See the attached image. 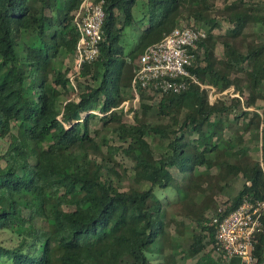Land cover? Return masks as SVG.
<instances>
[{"label": "trees", "instance_id": "trees-1", "mask_svg": "<svg viewBox=\"0 0 264 264\" xmlns=\"http://www.w3.org/2000/svg\"><path fill=\"white\" fill-rule=\"evenodd\" d=\"M84 1L0 0V139L8 140L0 155V233L11 231L17 238L15 246L0 244V264H152L150 255L162 256L159 264H225L215 256L216 229L203 220V210L196 213L189 191L207 193L212 188L203 189V177L223 167L222 181L230 184L241 175L245 184L213 217L228 216L245 199L264 201V106L262 114L250 116L241 99L211 104L192 83L180 94L140 92L142 102L148 95L162 97L158 113L168 118L167 124L128 125L116 109L126 100L145 49L190 18L196 25L188 27H209L191 72L202 82L208 75V82L222 92L234 86L243 97L247 91L245 106L256 109L264 101V41L250 40L254 35L245 29L264 30V0H103L99 56L73 86L65 62L75 63L80 34L74 16ZM218 1L239 5L225 14L232 29L223 38L221 59L213 57L218 41L211 38L220 27L213 17ZM136 7L143 16L138 21ZM138 22L140 44L127 52V30ZM150 108L142 104L144 112ZM98 115L121 145H112L102 131H90ZM228 124L237 134L255 132L260 161L244 155L243 135L225 137ZM206 125L213 130H205ZM157 142L161 154L155 158ZM118 154L134 163L137 188L121 191L111 178L119 176L116 168L103 176ZM230 158H240L239 163ZM171 170L182 174L183 181ZM167 189L188 199V215L200 233L191 230L188 237L190 229L181 232L184 223L176 222L182 240H172L166 205L156 192ZM253 242L256 264H263L264 218Z\"/></svg>", "mask_w": 264, "mask_h": 264}, {"label": "rangeland", "instance_id": "rangeland-1", "mask_svg": "<svg viewBox=\"0 0 264 264\" xmlns=\"http://www.w3.org/2000/svg\"><path fill=\"white\" fill-rule=\"evenodd\" d=\"M238 3L235 1H231L227 4L223 3L222 1H218L215 6V13L213 14V17L216 18L219 22L220 27L216 29L212 34L211 38L216 39L217 45L213 54V57L221 59L223 57V52H224V47H223V38L226 36L227 31L229 29H232V25L227 21L225 18V14H230L231 12L235 11L238 7ZM264 14V13H263ZM134 16L135 19L138 21L140 20L143 16L139 11V7H136L134 9ZM186 25H196L195 20L190 18V19H185L182 21L180 26H186ZM203 29L209 31L208 26L201 25ZM141 23H136L133 25V27L129 28L126 33V37L124 39V46L126 47V51L129 52V50L132 47L138 46L140 44V33L142 30ZM245 31L249 35H254L250 37V40H257V41H264V30L260 27L257 26H252L249 25L246 27ZM259 35V36H257ZM231 39H229V42ZM211 62V60H210ZM66 67H70L72 69V73L70 74L72 79L76 76L75 71L76 69V60L73 65L68 61L65 62ZM206 66V63L203 64V67ZM217 70L220 72H223L224 69L222 67L217 66ZM78 75V74H77ZM204 76V81H200L201 84L206 85V86H212L208 81H209V76L208 75H203ZM76 80H74V85H76ZM216 88V87H215ZM205 91L208 100L211 104H214L216 102L224 104V105H230L232 103L233 99H241L243 110H246L250 113V116L253 112H257L262 114V110L260 109L261 107L264 106V101H258V106L257 108H247L245 106L248 93L245 91V95L242 97L240 93L236 90L234 86L230 87L229 89L225 91H220L219 89L216 88V91L212 94V90H202ZM132 90H128L126 92V100L129 104L128 108H131L135 112L129 111L126 112L125 109H119L117 110L118 114L124 121V123L128 125H160V124H167L169 123V120H164L159 116L158 109H159V103L162 99V97L158 94L156 95H148V99H146L144 102L136 100V98L132 94ZM142 104L151 106V108L148 111H143L142 109ZM258 109V110H257ZM123 110V111H122ZM126 113V115H125ZM132 113V115H130ZM261 117V116H260ZM101 115H98L96 118L92 119L90 123V131H102L103 136H105L112 145L119 146L122 143L118 140L115 134L111 133L113 131V128H106L104 127V123L100 120ZM231 121L234 119L233 116L230 117ZM217 120V119H216ZM215 120L212 121L214 123ZM248 118L246 119H241L239 121L240 126L243 125L244 123H247ZM262 121L261 119L258 120V122ZM210 123V124H212ZM235 126L228 124L225 130V137L226 138H233L235 139L237 135H243V139L245 141V147H246V154L245 156L256 160L260 161L262 154H261V146L257 143V141L254 138L255 132H243L242 130H239V134H237L236 130L234 129ZM204 129H212L210 125H206ZM196 138V136L194 137ZM193 138V139H194ZM102 143V141H101ZM155 149V158L158 157L161 154V146H159L158 142L156 144ZM8 148V140L7 139H0V155H3ZM104 151H106V148H104ZM150 159L152 158L150 155H147ZM210 157H213V155H210ZM240 158H230V162L232 164H238ZM99 162L102 161L101 159L98 160ZM134 163L125 155L118 154L115 158V160L109 164H106V167L103 171V176L107 174L108 170L111 168H116L119 176H113L111 177L117 186L120 188L121 191H127L131 187L137 188L138 186L133 182V179L135 178V173H134ZM222 168H213L208 172V175H205L203 177V189H208L212 188L211 190L209 189L207 193H204L200 190H194L189 191V196L194 200L196 203L197 207H194V210L196 213L200 214V212L203 210L204 211V217L203 220L210 221V219L213 217L215 211L221 207L225 202H228L230 199L233 197L237 196L238 193L242 190L244 184H245V179L243 176L237 177L235 180L230 182V184H226V182L222 181L219 178V172L222 170ZM173 172V175L175 178L179 181H183V175L180 174L176 170H171ZM201 172L205 171V168H200ZM143 188H147V186H140ZM222 187V189H221ZM157 194L160 196L162 202L164 205H166L167 209V220L169 222V231L172 237V240L180 242L182 240V236L178 234L176 230V222H181L184 223V226H181L180 230L181 232L187 230L188 228L190 231H186L185 235L190 237L192 234V231H197V233L201 232V227L198 226L197 222L193 217L188 215V208L186 207V204H188V199L186 201V198L181 200L180 197L177 194L176 190L173 189H167V190H161V191H156ZM204 222V223H205ZM207 223V222H206ZM17 243V238L12 233L11 231H6L0 233V244L5 246V247H12L15 246ZM211 250V247L207 248V251ZM216 256V255H215ZM150 262L152 264H159L162 262L163 258L162 256H156V255H150L149 256ZM194 261L190 260L188 264H193Z\"/></svg>", "mask_w": 264, "mask_h": 264}, {"label": "built area", "instance_id": "built-area-1", "mask_svg": "<svg viewBox=\"0 0 264 264\" xmlns=\"http://www.w3.org/2000/svg\"><path fill=\"white\" fill-rule=\"evenodd\" d=\"M103 5V0L100 3L85 0L74 16L80 39L75 51L76 76L73 79L71 77L73 86L84 67L99 56L105 21ZM207 38L208 31L203 28L181 26L160 43L146 48L140 56L131 86L136 100H140L143 90L158 94H180L192 83L200 86L201 90H212L213 94L216 88L201 84L191 72L196 61L195 51ZM128 106L124 101L116 110L127 108L126 112H135ZM263 218L264 201L250 199H245L241 206L222 219L212 217L210 221L216 229L215 255L222 258L225 264H256L253 240L262 230Z\"/></svg>", "mask_w": 264, "mask_h": 264}, {"label": "water", "instance_id": "water-1", "mask_svg": "<svg viewBox=\"0 0 264 264\" xmlns=\"http://www.w3.org/2000/svg\"><path fill=\"white\" fill-rule=\"evenodd\" d=\"M264 264V263H263Z\"/></svg>", "mask_w": 264, "mask_h": 264}]
</instances>
